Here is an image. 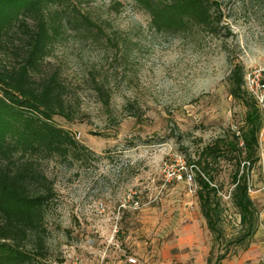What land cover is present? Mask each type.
Wrapping results in <instances>:
<instances>
[{"label":"rangeland","instance_id":"rangeland-1","mask_svg":"<svg viewBox=\"0 0 264 264\" xmlns=\"http://www.w3.org/2000/svg\"><path fill=\"white\" fill-rule=\"evenodd\" d=\"M74 3L96 23L93 32L68 25L45 67L61 74L75 113L71 121L54 120L91 152L79 162L43 163L56 196L45 218L46 256L27 264H128L129 256L135 264H190V251L200 246L208 256L213 234L195 191L166 177L243 123L245 107L227 91L230 65L222 39L156 31L132 0ZM223 13L234 59L244 71L264 64V0H229ZM97 83H103L108 104ZM262 117L259 161L248 181L258 227L248 247L232 248L223 264H264ZM232 171L227 161L217 166L227 237L239 228L229 198ZM130 190L139 198L136 209L126 199Z\"/></svg>","mask_w":264,"mask_h":264},{"label":"trees","instance_id":"trees-1","mask_svg":"<svg viewBox=\"0 0 264 264\" xmlns=\"http://www.w3.org/2000/svg\"><path fill=\"white\" fill-rule=\"evenodd\" d=\"M132 1L156 31L205 32L220 37L227 52V91L245 107L243 123L230 135L204 145L190 162L199 208L213 234L206 262L223 264L232 248L248 247L258 227L248 181L259 161L263 124L254 97L243 86V64L231 55L226 41L231 32L223 23V10L229 0ZM68 25L91 33L96 23L78 10L74 0H0V264H27L46 256L45 218L56 191L43 163L55 158L79 162L91 152L54 120L59 116L71 121L75 116L61 74L45 67ZM96 89L108 104L103 83ZM221 161L233 167L229 198L239 217V228L229 237L221 227L224 208L217 181Z\"/></svg>","mask_w":264,"mask_h":264},{"label":"built area","instance_id":"built-area-1","mask_svg":"<svg viewBox=\"0 0 264 264\" xmlns=\"http://www.w3.org/2000/svg\"><path fill=\"white\" fill-rule=\"evenodd\" d=\"M244 88L247 90L249 94H251L261 112L264 114V64L252 66L246 71H244ZM193 165H186L185 162L182 161L180 169L171 171L166 180H174V181H185L190 186V191L196 190V185L193 179ZM126 199L130 203L131 207L136 209L140 206L139 198L136 196V193L132 190L128 191L126 194ZM101 208L104 209V205L100 204ZM127 260L131 264H135L137 262L134 256L127 257Z\"/></svg>","mask_w":264,"mask_h":264},{"label":"crops","instance_id":"crops-1","mask_svg":"<svg viewBox=\"0 0 264 264\" xmlns=\"http://www.w3.org/2000/svg\"><path fill=\"white\" fill-rule=\"evenodd\" d=\"M180 236H182V235H180ZM199 236L196 237V238H198V240H197L198 246H199V244H201V242L199 241L200 240ZM180 239L182 240L183 236L180 237ZM190 252H191L190 253V257H189L190 258V264H207V262H206V256H207L206 247L200 246V247H198L196 249H192ZM185 256L186 255H184L183 258H186ZM183 261H184V263H182V264H186L185 260H183Z\"/></svg>","mask_w":264,"mask_h":264}]
</instances>
